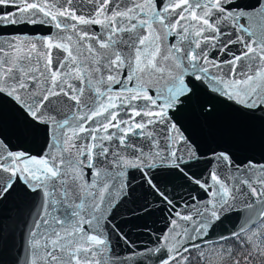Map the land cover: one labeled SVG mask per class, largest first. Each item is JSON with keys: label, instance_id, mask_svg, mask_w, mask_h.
<instances>
[{"label": "snow or ice", "instance_id": "snow-or-ice-1", "mask_svg": "<svg viewBox=\"0 0 264 264\" xmlns=\"http://www.w3.org/2000/svg\"><path fill=\"white\" fill-rule=\"evenodd\" d=\"M226 115L264 126V0H0V264H264Z\"/></svg>", "mask_w": 264, "mask_h": 264}, {"label": "water", "instance_id": "water-1", "mask_svg": "<svg viewBox=\"0 0 264 264\" xmlns=\"http://www.w3.org/2000/svg\"><path fill=\"white\" fill-rule=\"evenodd\" d=\"M224 124H236L244 133L245 140L250 147H259L264 141V126L257 123L247 122L232 116H224ZM160 225H157L159 227Z\"/></svg>", "mask_w": 264, "mask_h": 264}, {"label": "trees", "instance_id": "trees-1", "mask_svg": "<svg viewBox=\"0 0 264 264\" xmlns=\"http://www.w3.org/2000/svg\"><path fill=\"white\" fill-rule=\"evenodd\" d=\"M208 252V261L207 264H218L219 257L215 254H213L212 250L206 249Z\"/></svg>", "mask_w": 264, "mask_h": 264}]
</instances>
